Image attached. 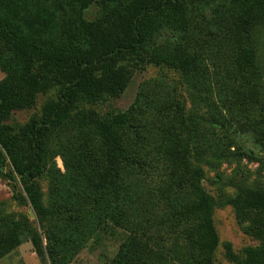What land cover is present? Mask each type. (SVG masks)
Returning a JSON list of instances; mask_svg holds the SVG:
<instances>
[{"label": "trees", "instance_id": "16d2710c", "mask_svg": "<svg viewBox=\"0 0 264 264\" xmlns=\"http://www.w3.org/2000/svg\"><path fill=\"white\" fill-rule=\"evenodd\" d=\"M222 1L211 19L220 31L214 47L198 38L202 28L187 0H69L64 27L47 38L34 36L0 0V177L13 190L20 185L18 198L40 223L53 220L42 235L26 218L0 214V259L30 241L43 264H68L112 226L113 233L129 230L130 237L109 264L168 263L163 258H171L168 264H213L219 245L215 202L191 158L229 154L213 148L218 142L207 135L214 132L206 133L200 117L191 115L178 124L182 137L172 130L171 106L146 95L126 111L103 116L81 106L120 97L148 65L180 71L193 99L209 101L214 85L225 84L226 101L240 113L264 104L254 37L264 30V0ZM94 3L100 14L87 19ZM53 88L56 97L40 115L20 127L8 124L14 111L33 108L38 95ZM47 139L68 140L60 146L66 174L54 182V211L36 185ZM228 203L239 219L257 215L248 231L262 243L240 260L226 244L227 258L264 264V190L241 189Z\"/></svg>", "mask_w": 264, "mask_h": 264}, {"label": "rangeland", "instance_id": "374dc122", "mask_svg": "<svg viewBox=\"0 0 264 264\" xmlns=\"http://www.w3.org/2000/svg\"><path fill=\"white\" fill-rule=\"evenodd\" d=\"M68 1L2 0L6 3L3 5L5 10L39 38L55 35L64 27L68 19ZM222 2V0H187L189 15L191 17L198 15L195 21L202 28L198 38L203 39L204 45L210 41V45L214 44L215 47L216 40L213 36L220 31L211 24V19L216 14L215 8L217 5L221 7ZM0 7L2 8V5ZM99 14V7L94 3L86 11L85 16L87 19H94ZM221 25L223 30V20ZM254 37L257 40V61L263 76L261 92L264 94V30H258ZM2 77L3 74L0 72V79ZM228 90L225 84H220L218 88L214 85L212 93H207L209 101L199 98L196 100L192 98L184 85L180 71L167 66L148 65L143 70L135 72L128 88L120 97L107 98L94 105L81 106L86 110H95L103 116L109 112L126 111L140 95H146L155 101L161 99L163 104L167 103L171 106L170 113L176 125L172 127V130L182 133V137H185L186 133L178 128V124H187V119L191 115L200 117L199 121L204 125L206 133L209 130L214 132L207 135L209 139L218 142L213 148L228 150L229 154L218 158V156L209 155L208 152L201 162L191 158L194 165L202 168L204 172L202 185L215 202L212 219L219 237V245L214 253L213 264H235L226 256V244H230L235 257L240 260L246 257L247 248L257 247L262 243V239L252 236L248 231L255 223L257 215L252 214L245 220L239 219L228 200L244 188L264 190V104L256 105L250 114L240 113L238 108L235 110L231 107V101H226L225 91ZM56 93L57 88H53L46 94H39L33 108L14 111L7 121L8 124L23 126L31 116L40 115L42 105L49 99H55ZM212 101L214 104L208 105ZM211 107H215L217 111L213 116L210 112ZM67 141V139L46 140L44 171L36 180L43 204L51 211L56 209L53 200L54 182L60 174H66L60 146ZM191 147L196 149V145ZM153 180H155L154 186H158L159 179ZM11 185L9 181L0 177V214H13L17 219L24 217L43 235L44 227L53 221L49 222L51 216L45 217L40 223L31 207L18 198L21 193L20 185H17L15 190ZM16 195L17 199H13ZM157 199L158 197H155V200ZM262 219L264 220V215ZM111 228L112 226L100 240H90L84 244L68 264H109L120 246L130 237L129 230L116 228L113 233ZM44 243L46 244V241ZM163 260L171 262V258L168 260L163 258ZM0 264L43 263L34 252L31 242L28 241L1 258ZM47 264L50 263L47 262Z\"/></svg>", "mask_w": 264, "mask_h": 264}, {"label": "water", "instance_id": "95a60500", "mask_svg": "<svg viewBox=\"0 0 264 264\" xmlns=\"http://www.w3.org/2000/svg\"><path fill=\"white\" fill-rule=\"evenodd\" d=\"M31 215H32V217H34V214L33 213H31Z\"/></svg>", "mask_w": 264, "mask_h": 264}]
</instances>
